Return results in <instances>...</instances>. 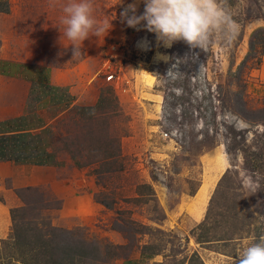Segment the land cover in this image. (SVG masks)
Instances as JSON below:
<instances>
[{
  "label": "rangeland",
  "instance_id": "obj_1",
  "mask_svg": "<svg viewBox=\"0 0 264 264\" xmlns=\"http://www.w3.org/2000/svg\"><path fill=\"white\" fill-rule=\"evenodd\" d=\"M70 2L0 0V8L7 6L9 12L14 5L17 10L18 3L28 7L32 33L47 37L21 54L44 52L48 64L58 69L80 63L87 83H94L99 92L95 104L101 97L105 100L100 112L109 118V134L120 137L121 155L113 162L78 167L59 151L53 166L57 184L73 186L75 196L65 202L51 186L37 185L49 205L19 214L20 221L26 225L42 219L95 241L107 264L128 255L135 257L133 264H227L241 243L264 235L263 49L255 48L254 56L238 69L250 38H264V0H224L239 26L235 39L225 43L213 36L205 49L195 50L196 55L183 41L165 48L154 33L127 26L120 14L132 0H91L97 24L111 20V28L99 34L90 31L85 40L73 42L61 22ZM142 11L141 2L137 14ZM3 13L0 42L6 36L10 45H18L12 34L14 21L8 22ZM142 38L149 41V50L139 46ZM109 43L120 46L125 59L121 64L118 58L110 62L108 70L115 76L106 80L104 54ZM73 44L80 55L73 56ZM157 52L189 59L179 66L178 75L169 77L164 74L173 61L157 59ZM59 95L32 85L23 114L26 120L60 132L59 124H70L75 107L81 105L68 108L58 100L51 102L50 97ZM41 134L50 138L48 132ZM111 167L113 171H105ZM249 184L259 188L240 195L249 191ZM0 186L9 188L10 178L0 176ZM202 186L208 188L200 198L196 195ZM4 191L0 189L3 226ZM8 204L10 211L22 201ZM7 222L0 238V264H23L8 263L11 247L1 240L12 236L10 212ZM116 227L135 237L128 242ZM145 245L156 254L143 255Z\"/></svg>",
  "mask_w": 264,
  "mask_h": 264
},
{
  "label": "trees",
  "instance_id": "obj_2",
  "mask_svg": "<svg viewBox=\"0 0 264 264\" xmlns=\"http://www.w3.org/2000/svg\"><path fill=\"white\" fill-rule=\"evenodd\" d=\"M1 11L8 12L7 6L0 8ZM257 47L262 48L264 53V38L254 41L251 37L248 54L238 69L243 68L246 61L254 56V49ZM49 88L55 92L63 90L58 86H49ZM59 96H53V100L59 101L64 97L63 93ZM67 96L69 95H65ZM104 101L101 97L97 104L76 106L74 116L70 118V124L68 122L59 124L60 132L54 131L51 126L41 128L40 124H31L26 120V116L0 121V161L57 166L59 151L68 155L78 167L93 162L99 165L105 161L117 160L121 155L120 137L116 133L109 134L111 129L109 118L104 117L101 115L103 112H100ZM61 131H64V134ZM69 131H71L70 134H68ZM42 132H48L50 138H44ZM59 143L61 145L57 146ZM105 171L111 172L113 167ZM14 193L22 201V205L10 209L12 236L1 240L3 246L10 244L11 247L8 251L4 247L8 252V263L13 260L23 264H95V262L107 264L108 260L103 258L101 245L95 241L86 240L42 219L36 218L26 225L20 221L22 215L19 216V214H27L34 208L38 211L48 207L50 200L45 198L46 194L41 188L28 185L15 188ZM100 203L108 207L105 202L100 201ZM114 229L121 232L128 242L135 237V235L130 236L120 227ZM117 247L123 248L118 245ZM141 249L143 255L156 254L151 251L152 248L149 245L142 246Z\"/></svg>",
  "mask_w": 264,
  "mask_h": 264
},
{
  "label": "crops",
  "instance_id": "obj_3",
  "mask_svg": "<svg viewBox=\"0 0 264 264\" xmlns=\"http://www.w3.org/2000/svg\"><path fill=\"white\" fill-rule=\"evenodd\" d=\"M12 6L9 12L3 14L8 17V22L13 19L12 34L19 44L10 45L8 38L2 33L5 37H2L0 42V121L18 118L24 114L26 100L32 85H37L41 89L46 88L49 92H55L49 86L62 87L63 90L58 92L63 93L64 97L58 101V104L62 103L64 107L94 105L98 100L99 92L94 83H87L86 73L79 62L58 69L48 64V56L44 52L36 53V55L20 53L26 50L32 51L40 46L39 43L45 42L47 37L32 33V23L30 22L32 13L28 7L18 3V8L15 10L14 5ZM6 50H12L11 54H5ZM67 94L69 96L65 97ZM50 100L54 103L53 97H50ZM55 168L49 165L0 161V176L8 177L11 181V186L7 189L0 186V189L5 190L4 200L6 203L12 201V205H19L20 200L14 193V189L28 185H49L59 197L62 196L67 202V199L75 196L72 192L73 186L57 184L58 180L53 172ZM62 187L64 188L63 192L60 191ZM6 203L1 204L5 211L3 217L5 225L0 223L3 227L8 223L7 220L9 221V207H11V204L6 205ZM5 231L6 227L5 230L0 228V238L4 237ZM134 262H136L135 257L128 255L126 258L116 260L115 264H133Z\"/></svg>",
  "mask_w": 264,
  "mask_h": 264
},
{
  "label": "clouds",
  "instance_id": "obj_4",
  "mask_svg": "<svg viewBox=\"0 0 264 264\" xmlns=\"http://www.w3.org/2000/svg\"><path fill=\"white\" fill-rule=\"evenodd\" d=\"M122 2L119 0V3ZM141 2L143 11L137 14ZM63 11L66 14L61 20L65 25L64 34L73 42L85 40L90 31L99 34L111 28V20L97 24L92 15L91 0H72ZM120 15L127 26L137 30L145 28L154 33L156 40L165 48L172 47L174 42L183 41L193 55L197 54L195 50L205 49L213 36L231 43L239 31L224 0H132ZM73 45V56L80 55V49ZM139 46L145 51L149 50L147 38H142ZM156 57L164 62L173 61L164 74L169 77L178 75L179 66L189 59L188 55L173 58L160 52L156 53ZM248 187L249 191L240 195L257 190L259 185L249 184ZM227 264H264V235L241 243L235 255L228 258Z\"/></svg>",
  "mask_w": 264,
  "mask_h": 264
},
{
  "label": "built area",
  "instance_id": "obj_5",
  "mask_svg": "<svg viewBox=\"0 0 264 264\" xmlns=\"http://www.w3.org/2000/svg\"><path fill=\"white\" fill-rule=\"evenodd\" d=\"M105 68L108 70L110 67V62L116 60L118 58V63L121 64V62L125 59V54L124 51L120 46L116 47L114 44L109 43L108 45L105 46ZM115 74L111 71L108 70L104 78L106 80H111L113 79Z\"/></svg>",
  "mask_w": 264,
  "mask_h": 264
},
{
  "label": "bare ground",
  "instance_id": "obj_6",
  "mask_svg": "<svg viewBox=\"0 0 264 264\" xmlns=\"http://www.w3.org/2000/svg\"><path fill=\"white\" fill-rule=\"evenodd\" d=\"M207 188V186H202L196 196L203 198V196H205Z\"/></svg>",
  "mask_w": 264,
  "mask_h": 264
}]
</instances>
